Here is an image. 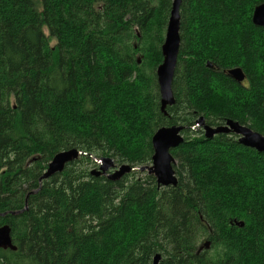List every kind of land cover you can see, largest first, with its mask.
Listing matches in <instances>:
<instances>
[{
  "label": "trees",
  "instance_id": "16d2710c",
  "mask_svg": "<svg viewBox=\"0 0 264 264\" xmlns=\"http://www.w3.org/2000/svg\"><path fill=\"white\" fill-rule=\"evenodd\" d=\"M263 1L181 0L164 114L155 68L172 0H0V225L16 246L0 264H264V152L191 128L202 116L264 135ZM175 124L176 185L91 172L92 157L149 165L153 132ZM71 148L86 154L41 178Z\"/></svg>",
  "mask_w": 264,
  "mask_h": 264
},
{
  "label": "water",
  "instance_id": "95a60500",
  "mask_svg": "<svg viewBox=\"0 0 264 264\" xmlns=\"http://www.w3.org/2000/svg\"><path fill=\"white\" fill-rule=\"evenodd\" d=\"M180 2L181 0L172 1L164 39L160 46L162 61L155 68L159 91L160 110L164 114H166V107L175 103V97L172 90V80L180 44ZM251 21L256 26H264V1L255 6L253 9ZM208 65L210 66L209 63ZM227 73L237 82H241L244 79V74L240 67L228 69ZM203 121L204 118L202 116L196 120L199 124H203ZM181 129V126L176 125L160 126L157 128L151 137L153 153L151 156V163L147 166L135 168L128 163H122L116 166V164L113 163L112 159L109 157H93V160L98 164V166L91 172L95 175H99L101 173L106 174L108 178L115 180L135 169L140 171L147 170L148 173L153 174L158 186H174L177 183V176L173 168L175 158L170 150L183 140L179 134ZM204 130L205 131L203 132L207 137H212L217 133L232 132L238 136L239 142L253 147L258 151L264 152V136L251 130L248 126L242 125L232 119H227L223 124L214 127L204 125ZM83 154L84 152L74 148L58 151L52 156L51 160L47 164L46 170L41 175V178L45 179L62 171L66 164ZM111 169H114L113 172L108 173ZM4 215L5 213H0V216ZM235 223L239 226L243 225L242 221H235ZM204 247H209L208 241L204 242ZM0 248L16 249V246L13 244L10 236V227L7 224L0 225ZM159 260L160 255H154L152 264H158Z\"/></svg>",
  "mask_w": 264,
  "mask_h": 264
},
{
  "label": "bare ground",
  "instance_id": "6f19581e",
  "mask_svg": "<svg viewBox=\"0 0 264 264\" xmlns=\"http://www.w3.org/2000/svg\"><path fill=\"white\" fill-rule=\"evenodd\" d=\"M172 1H173V0H172ZM258 5H259V4H258ZM255 6H257V5H255ZM254 8H255V7H254ZM254 8H253V9H254ZM252 12H253V10H252ZM167 21H168V20H167ZM251 22H252V21H251ZM233 68H235V67H233ZM243 74H244V73H243ZM155 76H156V75H155ZM243 81H244V80H242V81L239 82V83H242ZM236 82H237V81H236ZM159 104H160V103H159ZM160 111H161V110H160ZM175 125H176V126H181V127H182V129L179 131V134L181 135L182 139L184 140V137H183V135H182V133H181L182 130L184 129V126L179 125V124H175ZM195 125H198V123L196 122ZM201 125L203 126V129H204V125H208V124H201ZM168 126H170V125H168ZM208 126H210V127H214V126H212V125H208ZM250 129H251V128H250ZM156 130H157V129H156ZM156 130H155V131H156ZM251 130H252V129H251ZM155 131H154V132H155ZM204 131H205V130H204ZM253 131H254V130H253ZM154 132H153V134H154ZM255 132H258V131H255ZM258 133H259V132H258ZM153 134H152V135H153ZM260 134H261V133H260ZM262 135H263V134H262ZM263 136H264V135H263ZM151 137H152V136H151ZM204 137H205V138H208V139H211L213 136H212V137H207V136H205V134H204ZM183 140H182L180 143H178L176 146H178L179 144H181V143L183 142ZM176 146H175V147H176ZM99 158H100V157H99ZM109 158H111V157H109ZM111 159H112V158H111ZM112 161H113V159H112ZM48 163H49V162H48ZM113 163H114V161H113ZM119 165H120V164H119ZM129 165H130V164H129ZM116 166H118V165H116ZM95 168H97V167H95ZM95 168H92L91 171H92L93 169H95ZM108 173H109V172H108ZM110 173H112V172H110ZM101 174H102V173H101ZM103 175H106V174H103Z\"/></svg>",
  "mask_w": 264,
  "mask_h": 264
},
{
  "label": "rangeland",
  "instance_id": "374dc122",
  "mask_svg": "<svg viewBox=\"0 0 264 264\" xmlns=\"http://www.w3.org/2000/svg\"><path fill=\"white\" fill-rule=\"evenodd\" d=\"M203 124H207V122L204 120V121H203ZM164 126H168V125H164ZM201 127H202L201 125H198L197 128L200 129ZM182 135H183V133H182ZM183 137H184V136H183ZM183 142H184V140H183ZM183 142H182V143H183ZM179 145H180V144H179ZM179 145H178V146H179ZM176 147H177V146H176ZM84 154H86V153H84ZM84 154H83V155H84ZM108 157H109V156H108ZM92 159H93V157H92ZM93 161H94V160H93ZM113 161H114V160H113ZM114 163H115L116 165H119V164L116 163V162H114ZM97 166H98V164L94 161V164L91 165V169H92V168H95V167H97ZM143 166H147V165H143ZM140 167H141V166H140ZM135 168H136V167H135ZM113 170H114V169H111V170H109L108 172H109V173H110V172H113ZM204 248H205V247H204Z\"/></svg>",
  "mask_w": 264,
  "mask_h": 264
},
{
  "label": "flooded vegetation",
  "instance_id": "af4514ba",
  "mask_svg": "<svg viewBox=\"0 0 264 264\" xmlns=\"http://www.w3.org/2000/svg\"><path fill=\"white\" fill-rule=\"evenodd\" d=\"M235 67H238V66H235ZM227 74H228V73H227ZM230 77H231V76H230ZM231 78H232V77H231ZM232 79H233V78H232ZM243 80H245V74H244V79H243ZM195 123H196V121H195ZM179 125H181V124H179ZM198 125H201V124L198 123ZM198 125H195V124H194L191 128L194 129V130H196V129H198V128H197ZM208 125H209V124H208ZM182 126H183V125H182ZM201 126H202V125H201ZM184 128H185V126H184ZM183 130H184V129H183ZM183 130H182V131H183ZM199 130H201V131L203 132V131H204L203 126H202ZM181 133H182V132H181ZM203 133H204V132H203ZM203 135H204V134H203ZM212 138H213V137H212Z\"/></svg>",
  "mask_w": 264,
  "mask_h": 264
}]
</instances>
